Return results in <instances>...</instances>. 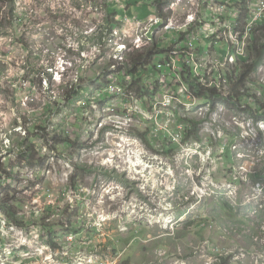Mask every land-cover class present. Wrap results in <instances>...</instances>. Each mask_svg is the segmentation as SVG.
<instances>
[{"label":"rangeland","instance_id":"rangeland-1","mask_svg":"<svg viewBox=\"0 0 264 264\" xmlns=\"http://www.w3.org/2000/svg\"><path fill=\"white\" fill-rule=\"evenodd\" d=\"M156 1L0 0V264H264V111L257 113L264 55L254 50L264 44V24L251 38L243 32L256 0H163L165 20ZM221 3L229 13L223 25L240 16L238 38L228 44V28H220V46L205 45L212 65L193 67L204 77L184 79L196 96L193 109L169 116L154 103L179 90L163 76L151 81L159 74L153 57L144 63L151 73L136 83L129 85L136 78L126 71L138 53L175 50L185 18L200 20ZM242 5L246 11L234 12ZM254 64L235 99L237 72ZM115 85H126L118 103L113 90L85 114ZM124 108H141V118L151 120L127 131L144 137L150 128L145 150L137 144L135 154L104 142ZM162 126L180 137L150 135ZM26 141L42 164L18 159ZM164 145L174 151L163 155ZM87 147L108 149L118 166L131 157L140 173L90 163ZM146 149L164 164L146 161ZM139 162L153 164L145 169L150 180Z\"/></svg>","mask_w":264,"mask_h":264},{"label":"built area","instance_id":"built-area-1","mask_svg":"<svg viewBox=\"0 0 264 264\" xmlns=\"http://www.w3.org/2000/svg\"><path fill=\"white\" fill-rule=\"evenodd\" d=\"M244 1L245 0H243L242 2ZM255 2L256 3L250 6L248 10L242 5L245 11L247 10L251 14V17L248 18L249 20L246 22V25H244L243 27L244 37L251 38L250 33L252 34L253 29L259 26V24L264 23L263 21L264 19V0H256ZM216 7H217V10L215 13H212L211 11H209V14H204L200 20H198L200 15L195 19H191V17L189 16L190 18L189 19L187 18L188 20L186 19L187 20L186 23L180 25V27H177L176 29L180 32L181 37H180V41L176 42L177 47H174L175 50L168 49L167 50L168 52H166L165 55L160 54L159 56H156V55L152 56L153 63L155 62L154 72L161 73L164 78H168L167 80L168 82H166L167 85L173 84L174 86L173 88L180 90L177 95L174 94L175 91L172 89H169L168 91H166L168 94H167V98L165 99V102L162 103L163 107L169 108L170 107L169 102L176 104L179 101H181L180 111H181V108H184L186 109L187 112H190L193 109L194 103L196 102V99H195L196 96L193 95V92L187 90L188 87L184 79H186L187 82L192 79L191 76H196L202 79V77H204L205 74H203L202 72H199L197 69L196 70L193 69V67L197 64H201V66L202 65H207V66L212 65V63L210 64V60H208L207 57L205 58V56L209 54V51L205 49V45L213 44L215 48H217L220 46V41L224 37L229 36L230 41H228V44L232 43L231 40L238 38L236 35L235 36L233 35V28L237 26L238 22H235L232 24H226V25L222 24V22H229V20H226V21L221 20L222 18H227L229 16V13L226 11L227 6L221 3V4H218V6ZM232 9L234 10V8ZM233 10L229 12H233ZM234 12H237V10ZM204 21L206 23H203ZM170 27L171 29L175 28L173 26H170ZM223 27L228 28V32L225 31L224 34L226 35H224L222 38H219L218 36L221 31L220 28H223ZM202 34H205V38L202 37ZM214 37H217V39H213ZM222 49L225 51V48H222ZM129 51L134 52V50H129ZM230 52H231L230 56H232L233 58H236L237 60L240 56L244 57L243 54L239 51H232V49H229L228 53ZM177 65L181 67V70L177 69ZM148 71L149 70L146 68V66L142 65L138 73L141 75L143 72H147L148 74H150L151 72H148ZM159 76L160 74H158L154 80L151 79V81L155 82ZM136 82L137 80H135L134 82H130L129 85L132 83H136ZM125 86L126 85H120V86L115 85L108 89L107 94L98 95L94 101L95 104H93L91 108L89 109V111L87 113L85 112V114L93 113L91 109L94 108L96 105L100 104L101 100L106 98L108 94H110V92H112L113 90H116V93L113 96V103L115 104L118 103L119 100H116V101L114 100L121 93L122 91L121 88ZM161 89L162 91H165V88H161ZM148 90L150 92H154V89L152 86H149ZM213 90H217V88H213ZM159 93L160 92H156V94H159ZM132 97L133 96L127 97L125 98L124 101L127 102L129 100L131 101L134 100L135 97L133 98ZM154 106L158 107V105H154ZM141 108L135 114L131 113L132 108H124L125 113L123 114L124 116L123 120L118 121L117 123L118 127L115 131H109L107 133L108 137L106 136L104 142H112L114 145H118L119 151L123 153L124 155L129 154L130 152H134V153L138 152L137 150H133V146L137 144L141 146L142 150H145L142 146V140L144 141L147 139V135L150 131V128L146 131V135L144 137H141L139 135H134L132 133L127 132L129 127H132L134 129L136 127L142 126L143 123L149 122L150 119L141 118L140 116V113L142 112ZM167 112H170V111L168 110ZM112 115L115 116V112L112 113ZM93 116L94 114L92 116L89 115L90 118ZM142 119L145 120V122H141ZM84 121H87V119L85 118ZM150 123H151V120H150ZM165 134L170 135L171 137H173L174 140H177L180 137L179 133L172 134L166 126L160 127V129L157 131L151 130L150 132V135L152 137H158L159 139ZM181 136H182V132H181ZM156 142H160V141H156ZM184 146L188 147V145H186L183 141L182 148H184ZM146 150L148 151V154H149V156L146 158V161L152 162L153 160H158V161L163 162L162 156H157V155L155 156L152 153H150L148 149ZM172 151H174V149L171 150L166 145H164V147L161 149V152L163 155H166V154L169 155L170 152L172 153ZM154 156H155V159H153ZM124 160H125V163L121 164L116 169L119 170L125 165L129 167L135 166L136 162L134 160L129 159V158L124 159ZM163 164L162 165L160 164V166H163ZM152 165L153 164H148L146 165V168H150Z\"/></svg>","mask_w":264,"mask_h":264},{"label":"trees","instance_id":"trees-1","mask_svg":"<svg viewBox=\"0 0 264 264\" xmlns=\"http://www.w3.org/2000/svg\"><path fill=\"white\" fill-rule=\"evenodd\" d=\"M157 10H158V15L162 18V19H166L165 15L163 14L162 12V6H163V0H157ZM136 4V3H135ZM108 11L109 13L112 12L114 14H118L119 12L117 11V7H115L114 5H110L108 4ZM111 7L114 9L113 11L111 10ZM117 11V12H116ZM111 13V14H112ZM264 24V23H263ZM180 39V38H179ZM258 43L256 42L255 45H254V50L257 52V54L260 56V58L262 59L263 58V55H264V44H261L260 46L257 45ZM155 50L156 51H159L157 49V46H155ZM151 52V53H150ZM142 52V53H138L136 54V56L138 57V59L142 62V65L144 66V63H149V61L151 60V57L154 56V54L156 52ZM156 55V54H155ZM138 59H135L134 61L132 60L131 63H130V66L132 65V68L130 67V70L129 71H126V74L129 76H133L134 78H136V80L141 77V74H139L137 72L138 70V66L140 65V61ZM256 69V64L254 65H247L246 67H244V69H241L239 70V72H237V76L238 78L236 83L234 84V87L232 89V96L235 98V99H239L241 96V93L238 91L242 88V86L245 85V82H246V79L247 77L252 73L254 72V70ZM232 82L234 83V79H232ZM103 84H107L109 85V83L106 82V80L103 81ZM76 86V85H75ZM74 88V87H73ZM80 90L81 91V87H77V90H75V93H77V91ZM203 91V90H202ZM202 94H206L205 91H203ZM200 94V95H202ZM69 95V94H68ZM67 97L66 99H69V97ZM213 95H215V93H213ZM257 113L259 112V110H263L264 111V105H260L258 104L257 102ZM33 143L31 142H25V144H23V149H20L18 151V159L21 160V159H26L28 161L29 164L33 163L34 161V157H35V150H34V146H32ZM226 159L229 160V161H232V156H231V153H227L226 154ZM37 160L38 163L42 164L43 163V159H41L40 157H38L37 159H35V161ZM34 161V162H35ZM7 173L6 172V177L7 176ZM257 176V175H256ZM264 177V175H263ZM262 177V178H263Z\"/></svg>","mask_w":264,"mask_h":264},{"label":"bare ground","instance_id":"bare-ground-1","mask_svg":"<svg viewBox=\"0 0 264 264\" xmlns=\"http://www.w3.org/2000/svg\"><path fill=\"white\" fill-rule=\"evenodd\" d=\"M183 2V1H182ZM243 6H241V9H238L237 10V13L239 14L240 13V11H243ZM204 11H206V10H204ZM244 14V13H243ZM245 15H243V17H244ZM246 16H247V18H250L251 17V14L250 13H248V15L246 14ZM240 19V16H238V17H236L235 19H232L230 22H232V23H235V22H238V20ZM242 19V18H241ZM245 19H246V17H245ZM221 20H223V21H226V18H222ZM243 21V20H242ZM241 21V22H242ZM263 21H264V19H263ZM243 25V24H242ZM139 68H141V67H138V70H139ZM138 70H137V72H138ZM160 74V76H162V74L161 73H159ZM211 74V73H210ZM212 75V74H211ZM210 75V76H211ZM159 76V77H160ZM191 81V80H190ZM122 91H123V89H121ZM179 90V89H178ZM121 91V92H122ZM180 91V90H179ZM175 95H177V94H175ZM128 97V96H127ZM126 97V98H127ZM167 98V95L166 96H164V99H163V101L162 102H156V103H154L155 105H162V103L163 102H165V99ZM142 100V99H141ZM140 100V101H141ZM137 102V101H136ZM139 102V101H138ZM180 102L181 101H179L178 103H171V102H169V104H170V107L169 108H167L166 107V109H167V111L169 110L170 112H168V114H169V116L170 115H172L173 114V112H172V110H180ZM146 103H148V99L146 98ZM172 112V113H171ZM123 120V119H122ZM121 121V120H120ZM130 128V127H129ZM96 148H98L99 149V147H96ZM85 151H84V153H86V155L89 157V162L90 163H92V162H94V163H96V164H99L100 166H102V167H104V166H108V168L109 169H115V168H117L118 167V164H117V162H116V156L115 155H113V154H110V153H108L107 152V150L108 149H106V150H104V151H102V152H99L98 150H93V149H91V148H89V147H87V148H85L84 149ZM135 154V153H134ZM129 159H132L131 157H129ZM142 162H139L138 163V165H142L141 164ZM135 166H137V163H135ZM143 166V165H142ZM144 167V166H143ZM129 169H130V173L131 172H133V173H140L139 171H138V168L136 167L135 169H134V167H129ZM142 169V168H141ZM146 168L144 167L143 168V170L145 171V173L147 174L146 176L144 175V178L145 179H147L148 178V180H150V178H151V176L152 175H150L149 174V172L148 171H146L145 170ZM141 173H143V172H141Z\"/></svg>","mask_w":264,"mask_h":264},{"label":"clouds","instance_id":"clouds-1","mask_svg":"<svg viewBox=\"0 0 264 264\" xmlns=\"http://www.w3.org/2000/svg\"><path fill=\"white\" fill-rule=\"evenodd\" d=\"M119 65L120 66H123V65H125V62H121V63H119ZM129 77H130V75H129ZM215 96V95H214Z\"/></svg>","mask_w":264,"mask_h":264},{"label":"crops","instance_id":"crops-1","mask_svg":"<svg viewBox=\"0 0 264 264\" xmlns=\"http://www.w3.org/2000/svg\"><path fill=\"white\" fill-rule=\"evenodd\" d=\"M154 2H155V1H154ZM185 20H186V18H185ZM185 20H184V21H185ZM166 21H167V20H166ZM169 21H170L171 24H173V20L170 19ZM186 21H187V20H186ZM165 24H166V22H165Z\"/></svg>","mask_w":264,"mask_h":264},{"label":"flooded vegetation","instance_id":"flooded-vegetation-1","mask_svg":"<svg viewBox=\"0 0 264 264\" xmlns=\"http://www.w3.org/2000/svg\"><path fill=\"white\" fill-rule=\"evenodd\" d=\"M137 174H139V173H137ZM142 174V173H141ZM143 175V174H142ZM144 178V177H143ZM136 180H137V178H136Z\"/></svg>","mask_w":264,"mask_h":264}]
</instances>
